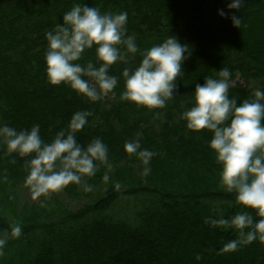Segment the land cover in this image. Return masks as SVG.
Wrapping results in <instances>:
<instances>
[{
    "label": "trees",
    "instance_id": "1",
    "mask_svg": "<svg viewBox=\"0 0 264 264\" xmlns=\"http://www.w3.org/2000/svg\"><path fill=\"white\" fill-rule=\"evenodd\" d=\"M230 2L0 0V122L18 130L39 124L42 138L50 142L75 112L90 111L89 125L77 140L86 146L101 138L114 165L109 182L103 181L106 170L101 167L88 180L92 191L71 185L41 207L25 197L26 158L5 155L6 146L0 144V235L10 232L13 223L23 227L20 239L9 238L0 264H264V244L259 241L218 254L236 233L204 220L215 209L230 218L241 206L235 193L219 187L221 168L209 148L212 134L194 133L180 118L193 106L195 84L203 85L205 77L221 68H228L235 81V73H242L240 80L246 84L229 90L238 104L249 99L254 88L264 89V0H244L239 12L227 8ZM75 3L102 12L127 11L128 33L142 50L169 35L189 47L177 94L166 109L157 110L159 118L119 99L125 65H114L110 72L120 77L116 96L100 102L47 82L45 34L63 23L64 13ZM220 10L229 18H222ZM231 15L240 16L239 29ZM88 60L95 62V49L87 51L81 63ZM140 61L137 55L131 65ZM137 135L142 148L158 153L147 174L124 149Z\"/></svg>",
    "mask_w": 264,
    "mask_h": 264
},
{
    "label": "clouds",
    "instance_id": "2",
    "mask_svg": "<svg viewBox=\"0 0 264 264\" xmlns=\"http://www.w3.org/2000/svg\"><path fill=\"white\" fill-rule=\"evenodd\" d=\"M244 7V0H231L227 8L232 11ZM222 18L228 14L220 10ZM236 28H240V16L231 15ZM128 13L102 12L99 7L75 3L63 15V23L45 34L47 82L52 86L69 87L90 102H100L106 96H116L120 77L111 75L114 65L122 69L123 91L119 99L143 107L159 118L167 104L177 94V78L184 62L191 53L189 47L177 37L169 35L165 41L150 48L141 49L136 37L127 30ZM95 49L96 60H84L85 53ZM139 55L141 61L132 66ZM236 79L242 73H235ZM204 84H195L193 106L181 114L186 128L194 133L212 134L209 148L220 166L219 187L236 194L241 210L226 218L220 209L206 217L204 223L213 228L234 230L236 238L223 244L220 253L238 251L259 241L264 244V89L256 87L251 97L238 104V98H230L229 90L235 83L228 68L216 71L215 76L204 78ZM90 111H77L66 129H61L50 141L41 136L39 124L31 129H17L0 122V144L6 146L5 155L26 158L27 176L24 187L31 198L46 207L56 194L71 185L80 186L86 192L93 190L88 180L94 178L103 167L102 177L109 182L114 165L109 159V148L99 137L86 146L77 140V134L89 125ZM124 149L144 166L145 174L153 157L158 153L142 148L140 136L126 141ZM15 164V159L10 161ZM119 188L120 185L116 184ZM248 210L255 212V216ZM260 217V219H256ZM10 232L0 235V257L9 238L18 240L23 235L20 223H13ZM197 262L202 260L196 254Z\"/></svg>",
    "mask_w": 264,
    "mask_h": 264
},
{
    "label": "rangeland",
    "instance_id": "3",
    "mask_svg": "<svg viewBox=\"0 0 264 264\" xmlns=\"http://www.w3.org/2000/svg\"><path fill=\"white\" fill-rule=\"evenodd\" d=\"M245 84H246L245 81H242V80L238 79V80L235 81V83L233 84L232 87H236V86H239V85H245ZM25 197H26V199H29V200L33 201L28 189L26 190ZM213 244L215 245V243H213Z\"/></svg>",
    "mask_w": 264,
    "mask_h": 264
},
{
    "label": "bare ground",
    "instance_id": "4",
    "mask_svg": "<svg viewBox=\"0 0 264 264\" xmlns=\"http://www.w3.org/2000/svg\"><path fill=\"white\" fill-rule=\"evenodd\" d=\"M136 264V263H135ZM137 264H139L138 262H137Z\"/></svg>",
    "mask_w": 264,
    "mask_h": 264
}]
</instances>
